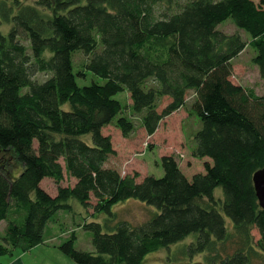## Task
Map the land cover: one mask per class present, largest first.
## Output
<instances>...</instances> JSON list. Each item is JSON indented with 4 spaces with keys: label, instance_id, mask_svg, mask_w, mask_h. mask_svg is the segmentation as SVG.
Instances as JSON below:
<instances>
[{
    "label": "trees",
    "instance_id": "1",
    "mask_svg": "<svg viewBox=\"0 0 264 264\" xmlns=\"http://www.w3.org/2000/svg\"><path fill=\"white\" fill-rule=\"evenodd\" d=\"M229 20L251 41L219 29ZM249 46L264 78V0H0V152L23 167L16 178L0 163V260L44 243L49 222L73 200L105 216L83 225L93 251L76 249L75 232L60 245L76 264H148L189 238L184 254L205 264L264 255L253 182L264 168V96L232 80L233 60ZM77 54L87 57L79 66ZM189 91L202 123L192 156L204 171L188 177L166 155L163 177L138 181L110 165L117 151L105 129L115 124L125 138L136 131L118 95L130 94L152 136ZM163 98L171 103L160 112ZM66 177L73 186H61ZM129 200L155 212L139 225L117 221L116 206Z\"/></svg>",
    "mask_w": 264,
    "mask_h": 264
},
{
    "label": "rangeland",
    "instance_id": "2",
    "mask_svg": "<svg viewBox=\"0 0 264 264\" xmlns=\"http://www.w3.org/2000/svg\"><path fill=\"white\" fill-rule=\"evenodd\" d=\"M39 0H23L24 5H36ZM259 1V0H256ZM220 30L227 34L240 33L246 42L251 41V37L243 31L237 29L234 23L229 20L219 27ZM7 31V28H5ZM79 53V52H78ZM257 56L256 50L247 47L238 57L233 60L234 76L233 82L237 85L254 89L259 96H264V78L261 75L259 65L255 62ZM87 60L84 54H77L75 57L76 66L81 65ZM44 76L40 78L43 79ZM92 76H89L91 79ZM88 79V80H89ZM84 82V80H80ZM82 85H88L85 83ZM91 82V80H90ZM80 84V85H81ZM90 84V83H89ZM123 104L126 115L136 123V131L128 138H125L122 132L111 125L104 131L113 139L117 154L110 160V165L118 168L123 176L137 174L138 181L143 180L146 176L154 175L158 178L164 176V170L160 161L163 156L174 155L177 157L180 166L188 177L204 171V161L195 159L192 156L191 139L196 131L202 128V123L192 109V103L195 98V92L189 91L187 102L183 108L165 118L157 132L150 136L142 127L141 117L133 111V102L130 94L124 92L117 97ZM171 99L163 98L159 105V111H163ZM0 163L4 164L8 174L18 178L22 173L23 167L18 163L13 153L0 152ZM75 180L66 177L61 186H73ZM43 188L51 195L56 196L58 185L54 180L46 179L42 183ZM220 193V192H218ZM93 199V205L96 204ZM72 209L62 210L57 213L52 222H49L44 232V243L25 252L17 249L13 257H3L1 264H76L70 257L60 251V245L65 239L69 238L72 233H76L77 240L75 247L82 251H93V234L83 229L85 221H98L103 223L105 216L98 218L92 217L94 213L92 208L86 210L73 200ZM115 212L118 220H127L134 225H139L150 219L155 212L154 208L138 201L129 200L116 206ZM7 223H0V236L6 233ZM253 235L255 240L260 239L257 229H254ZM192 238L174 245L170 250H159L150 254L146 261L148 264H205L204 256L198 255L193 259L184 254L186 244ZM251 264H264V255L254 258Z\"/></svg>",
    "mask_w": 264,
    "mask_h": 264
},
{
    "label": "water",
    "instance_id": "3",
    "mask_svg": "<svg viewBox=\"0 0 264 264\" xmlns=\"http://www.w3.org/2000/svg\"><path fill=\"white\" fill-rule=\"evenodd\" d=\"M253 182L260 206L264 209V168L254 174Z\"/></svg>",
    "mask_w": 264,
    "mask_h": 264
}]
</instances>
